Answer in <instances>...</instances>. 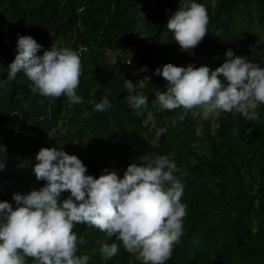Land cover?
I'll return each instance as SVG.
<instances>
[{
    "label": "trees",
    "instance_id": "16d2710c",
    "mask_svg": "<svg viewBox=\"0 0 264 264\" xmlns=\"http://www.w3.org/2000/svg\"><path fill=\"white\" fill-rule=\"evenodd\" d=\"M199 2L207 8L208 33L189 52L166 27L185 0H0V81L15 57L17 34L43 45L38 54L52 44L89 49L80 56V103L33 92L22 72L0 87V145L6 146L0 158L7 157L0 170V200L14 204V191L46 183L31 171L41 147L76 154L94 177L105 168L122 177L140 156L167 154L184 183L187 215L164 264H264V104L253 119L235 110L205 118L193 110L185 114L182 107L161 109L155 98L166 83L155 69L165 63L215 69L229 48L261 62L262 44L248 43L242 22L264 28V0ZM124 79H144L138 91L148 102L140 110L124 100L129 94ZM104 95L112 106L97 111L94 104ZM159 128L166 131L157 137ZM73 230L77 254H88V264H143L120 241L114 256L102 255L101 242L108 238L97 227L77 223ZM26 259L32 264V257Z\"/></svg>",
    "mask_w": 264,
    "mask_h": 264
},
{
    "label": "clouds",
    "instance_id": "9594fccd",
    "mask_svg": "<svg viewBox=\"0 0 264 264\" xmlns=\"http://www.w3.org/2000/svg\"><path fill=\"white\" fill-rule=\"evenodd\" d=\"M208 20L204 3L185 0L168 17L166 27L180 48L191 52L208 33ZM43 47L31 35L17 34L16 54L0 87L22 72L32 82L33 92L82 102L76 93L82 72L79 47L52 44L38 54ZM224 55L215 69L171 62L157 67L154 74L166 81L165 90L155 92L160 108L182 107L185 114L193 110L205 118L233 110L248 119L257 117L256 109L264 104V62L236 55L231 48ZM145 70L146 66L140 69ZM137 81L123 80L129 93L124 100L140 110L148 96L138 91L144 79ZM111 106L107 95L94 104L97 111ZM165 131L159 128L157 137ZM0 149L6 152V146ZM6 159L5 155L0 158V170ZM35 160L31 171L46 183L27 192L14 191V204L0 200V264H28L26 257L33 258L32 264H88V254H77L78 237L73 230L77 223L104 232L108 239L101 242L100 251L108 258L119 251L116 241L136 253L143 264H164L172 255L183 233L187 205L181 201L184 183L175 175L177 164L167 154L140 156V163H129L122 177L107 168L98 177L86 174L83 161L63 147H41ZM65 192L69 194L61 199Z\"/></svg>",
    "mask_w": 264,
    "mask_h": 264
},
{
    "label": "rangeland",
    "instance_id": "374dc122",
    "mask_svg": "<svg viewBox=\"0 0 264 264\" xmlns=\"http://www.w3.org/2000/svg\"><path fill=\"white\" fill-rule=\"evenodd\" d=\"M177 9L174 10V12ZM247 29L246 39L252 47H256L258 44H262L261 49L258 51L259 58L264 61V28L257 24L256 21H252L249 24L242 22Z\"/></svg>",
    "mask_w": 264,
    "mask_h": 264
},
{
    "label": "built area",
    "instance_id": "2783aa9c",
    "mask_svg": "<svg viewBox=\"0 0 264 264\" xmlns=\"http://www.w3.org/2000/svg\"><path fill=\"white\" fill-rule=\"evenodd\" d=\"M77 51L80 53V56H82V55L88 53L89 49L87 47L82 46V47H79L77 49Z\"/></svg>",
    "mask_w": 264,
    "mask_h": 264
}]
</instances>
